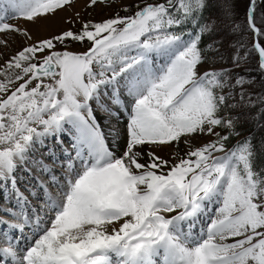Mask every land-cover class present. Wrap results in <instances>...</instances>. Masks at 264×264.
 <instances>
[{"label":"snow or ice","instance_id":"6c2138e0","mask_svg":"<svg viewBox=\"0 0 264 264\" xmlns=\"http://www.w3.org/2000/svg\"><path fill=\"white\" fill-rule=\"evenodd\" d=\"M0 264H264V0H0Z\"/></svg>","mask_w":264,"mask_h":264},{"label":"rangeland","instance_id":"374dc122","mask_svg":"<svg viewBox=\"0 0 264 264\" xmlns=\"http://www.w3.org/2000/svg\"><path fill=\"white\" fill-rule=\"evenodd\" d=\"M10 22L15 23V21H10Z\"/></svg>","mask_w":264,"mask_h":264}]
</instances>
